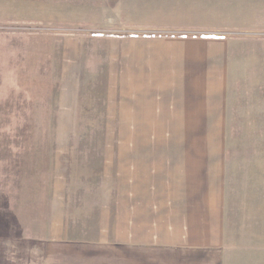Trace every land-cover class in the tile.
<instances>
[{
	"label": "rangeland",
	"instance_id": "1",
	"mask_svg": "<svg viewBox=\"0 0 264 264\" xmlns=\"http://www.w3.org/2000/svg\"><path fill=\"white\" fill-rule=\"evenodd\" d=\"M131 35L229 43L227 135L90 134L81 131L99 129L74 127L94 121L80 120L81 113H96L67 110V100L72 106L107 98L95 90L121 80L114 65L129 49ZM133 141L229 145L227 185L234 210H226L222 245L88 248L85 262L59 253L60 262L264 264V0H0V205L44 210L50 184L64 179L66 169L81 174L89 165L81 155L98 153L83 149Z\"/></svg>",
	"mask_w": 264,
	"mask_h": 264
},
{
	"label": "crops",
	"instance_id": "2",
	"mask_svg": "<svg viewBox=\"0 0 264 264\" xmlns=\"http://www.w3.org/2000/svg\"><path fill=\"white\" fill-rule=\"evenodd\" d=\"M129 39L114 65L121 80L95 90L107 98L72 106L67 100V110L96 113H81L80 120L94 121L74 127L132 136L229 133L228 42L180 35ZM83 150L98 153L81 155L89 164L81 174L66 169L64 179L50 184L46 209L31 213L2 202L0 264H70L60 262L59 253L85 262L88 248L222 245L226 210H234L228 198L229 145L133 141Z\"/></svg>",
	"mask_w": 264,
	"mask_h": 264
},
{
	"label": "trees",
	"instance_id": "3",
	"mask_svg": "<svg viewBox=\"0 0 264 264\" xmlns=\"http://www.w3.org/2000/svg\"><path fill=\"white\" fill-rule=\"evenodd\" d=\"M111 37H114V38H124L125 36H121V35H110Z\"/></svg>",
	"mask_w": 264,
	"mask_h": 264
}]
</instances>
